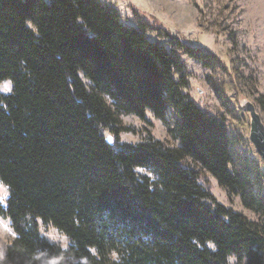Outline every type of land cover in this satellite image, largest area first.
<instances>
[{"label": "trees", "instance_id": "trees-1", "mask_svg": "<svg viewBox=\"0 0 264 264\" xmlns=\"http://www.w3.org/2000/svg\"><path fill=\"white\" fill-rule=\"evenodd\" d=\"M148 26L104 0H0V80L14 82L0 95V179L12 190L0 216L17 233L5 264L41 250L55 264H264V170L184 91L181 52L209 68L222 60L168 31L153 40ZM149 110L177 146L122 140L120 116ZM203 169L258 219L220 203Z\"/></svg>", "mask_w": 264, "mask_h": 264}, {"label": "rangeland", "instance_id": "rangeland-1", "mask_svg": "<svg viewBox=\"0 0 264 264\" xmlns=\"http://www.w3.org/2000/svg\"><path fill=\"white\" fill-rule=\"evenodd\" d=\"M104 1L120 11L125 23L137 27L148 23L146 33L151 39L166 42L164 32L168 31L203 46L222 60L221 65L209 68L181 52L188 73L184 91L203 110L223 118L236 150L255 158L264 170L263 160L249 138L250 114L241 107L242 100H250L264 122V0ZM146 117L147 120H143L133 114L121 115L122 125L128 127L121 134L122 140L139 143L152 135L169 146L178 145V139L165 122L150 110ZM168 119L174 121L172 112ZM138 171L153 175L145 168ZM200 181L220 203L251 220L258 219L257 214L243 205L240 196L229 194L210 172L203 169ZM39 224L42 234L51 242L67 246L68 240H64L63 233L41 221ZM12 239L5 231H0V249L6 252Z\"/></svg>", "mask_w": 264, "mask_h": 264}, {"label": "clouds", "instance_id": "clouds-1", "mask_svg": "<svg viewBox=\"0 0 264 264\" xmlns=\"http://www.w3.org/2000/svg\"><path fill=\"white\" fill-rule=\"evenodd\" d=\"M13 88L14 82L11 79L0 80V94H11L13 92ZM0 107L7 109L6 104H2L0 105ZM11 194V186L4 180L0 179V197H3V200L0 201V205L6 204L7 200L11 197ZM0 231H5L6 234L11 236L12 238H15L17 236L11 217L0 216ZM64 240H68L66 234L64 236ZM209 248L212 252H215L217 250L214 243L209 244ZM5 260L6 253L2 249H0V264H5ZM26 264H55V260L45 251L41 250L35 252L30 260L26 261ZM79 264H88L87 257H81L79 260ZM226 264H240L239 257L236 254L227 256Z\"/></svg>", "mask_w": 264, "mask_h": 264}, {"label": "water", "instance_id": "water-1", "mask_svg": "<svg viewBox=\"0 0 264 264\" xmlns=\"http://www.w3.org/2000/svg\"><path fill=\"white\" fill-rule=\"evenodd\" d=\"M241 107L250 114L249 138L264 163V122L256 105L248 99L241 101ZM110 141V139H108Z\"/></svg>", "mask_w": 264, "mask_h": 264}, {"label": "snow or ice", "instance_id": "snow-or-ice-1", "mask_svg": "<svg viewBox=\"0 0 264 264\" xmlns=\"http://www.w3.org/2000/svg\"><path fill=\"white\" fill-rule=\"evenodd\" d=\"M3 200V197H0V201H2Z\"/></svg>", "mask_w": 264, "mask_h": 264}]
</instances>
